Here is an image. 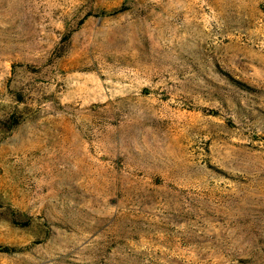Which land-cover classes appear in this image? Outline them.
Masks as SVG:
<instances>
[{
  "label": "rangeland",
  "instance_id": "obj_1",
  "mask_svg": "<svg viewBox=\"0 0 264 264\" xmlns=\"http://www.w3.org/2000/svg\"><path fill=\"white\" fill-rule=\"evenodd\" d=\"M0 264H264V0H0Z\"/></svg>",
  "mask_w": 264,
  "mask_h": 264
}]
</instances>
